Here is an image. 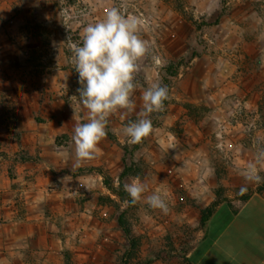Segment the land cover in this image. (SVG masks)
I'll return each mask as SVG.
<instances>
[{"label":"rangeland","instance_id":"1","mask_svg":"<svg viewBox=\"0 0 264 264\" xmlns=\"http://www.w3.org/2000/svg\"><path fill=\"white\" fill-rule=\"evenodd\" d=\"M0 41L1 64L13 67L8 47L23 43L25 72L68 75L59 91L54 77L28 82L36 128L12 108L24 75L0 85V131L12 139L0 145V180L20 184L6 171L15 161L43 176L41 154L72 155L73 166L48 163L45 185H70L64 171L82 179L76 197L95 201L126 240L118 264H186L203 211L264 192V0H0ZM92 75L99 96L84 99ZM61 120L69 131L50 126ZM40 255L30 263L58 264Z\"/></svg>","mask_w":264,"mask_h":264},{"label":"crops","instance_id":"2","mask_svg":"<svg viewBox=\"0 0 264 264\" xmlns=\"http://www.w3.org/2000/svg\"><path fill=\"white\" fill-rule=\"evenodd\" d=\"M6 43L0 41V61L1 58L8 57L5 56ZM18 44L8 47L14 51L13 67L0 63V85L2 82L18 84L20 77L24 75L21 81L26 82L23 85L27 88L21 90L16 85L15 89L9 91L13 96L12 108L19 115L24 113L25 118L28 117L25 120L28 126L36 128L38 121L32 115L37 111L38 91L31 89L28 82L41 76L54 77L58 80L59 91L67 83L68 75L60 68H53V65H50L47 67L48 71L34 72L31 74L32 77L31 72H25L33 63L25 58V50L28 48L24 47L23 43ZM25 66L27 67L22 69ZM8 89L1 86L0 92H7ZM57 107L61 114L68 109L59 101ZM21 119L20 124L25 125L24 119ZM56 123L57 121L50 126L57 130L69 131L65 121L61 120L59 126H56ZM26 134L27 138L34 136L29 131ZM4 140L12 142V139H8L7 133L3 135L0 131V145L5 143ZM57 151L60 150L56 149V152L49 156L46 153L40 155L39 162L47 166L44 171L48 175L43 173V176L37 166L29 163V159L21 161L22 163L13 161L18 155V149L7 156V161L14 163L11 169L8 168L6 171L18 177L13 179V182L18 181L20 184L8 186L9 184L5 185L0 180V264H31L30 261L36 259L38 254L45 258L50 257L51 261L58 264H118L117 256L121 253L122 244L126 240L115 219L104 220L103 216L100 218L105 211H101L95 201L89 199L80 201L76 197L77 191L83 189L80 187L82 179L73 170L64 171L63 179L69 180L70 185L63 183L55 187H46L47 177H51V172L48 171L52 170L49 162H53V168L68 164L73 166L72 155L61 156ZM99 151L101 159L105 152L101 149ZM76 159L78 167L84 165V157L76 155ZM0 160L2 179L8 175L3 165L6 161L1 155ZM44 176L42 182L39 178ZM208 201H211V198ZM17 203H21L23 207L20 216L17 212ZM51 210H55V213L52 214ZM92 257L97 259L93 260ZM186 264H264V192H254L239 203H219L199 229L187 254Z\"/></svg>","mask_w":264,"mask_h":264},{"label":"trees","instance_id":"3","mask_svg":"<svg viewBox=\"0 0 264 264\" xmlns=\"http://www.w3.org/2000/svg\"><path fill=\"white\" fill-rule=\"evenodd\" d=\"M72 1L73 0H69L70 3ZM93 80H94V76L92 75L88 79V91L83 95L84 99H87L89 97H98L99 96V93L96 92L97 87L94 85ZM258 110H259V117L261 120H263L264 119V89L261 92V98H260V101L258 104ZM217 205L218 204L216 202H214L211 204V206L208 209H206L205 211L202 212V216H201L202 224L205 223L208 220V218L212 215V213H213V211ZM119 221H120L122 231L129 238L131 235V230H130L129 226L126 224V222L124 221L123 218H120Z\"/></svg>","mask_w":264,"mask_h":264}]
</instances>
